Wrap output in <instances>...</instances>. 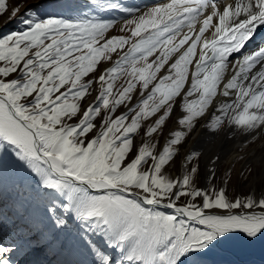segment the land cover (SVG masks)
<instances>
[{
	"label": "snow or ice",
	"instance_id": "6c2138e0",
	"mask_svg": "<svg viewBox=\"0 0 264 264\" xmlns=\"http://www.w3.org/2000/svg\"><path fill=\"white\" fill-rule=\"evenodd\" d=\"M85 16L28 17L0 36V229L10 220L19 238L0 241V264L34 251L47 264H208L237 235L256 241L264 191L230 198L215 186L220 155L181 153L201 121L213 136L264 139V46L247 50L264 0H159L125 21ZM158 133L162 150L150 143ZM174 164L178 178L166 177ZM15 165L26 175L10 178Z\"/></svg>",
	"mask_w": 264,
	"mask_h": 264
},
{
	"label": "rangeland",
	"instance_id": "374dc122",
	"mask_svg": "<svg viewBox=\"0 0 264 264\" xmlns=\"http://www.w3.org/2000/svg\"><path fill=\"white\" fill-rule=\"evenodd\" d=\"M144 1V2H143ZM149 3V0H103L102 4L93 5L89 0H5L6 11L0 15V36L6 35L10 32L16 31L24 27L21 21L28 17H36L40 20H44L50 17H59L66 20H73L75 17L81 19L87 18V15H95L103 21H125L132 18L131 14L142 10V5ZM143 4V5H144ZM140 5V6H139ZM19 7V12L15 17H12L11 13ZM138 10V11H137ZM116 30H113L110 35H119ZM118 59L117 54H112V59L109 61H101L100 67L106 69L110 66H114V61ZM117 87L124 84L123 79H119L116 82ZM91 94L86 97V103H95V97L99 93V86L94 85V90H90ZM125 109L121 107L117 114H121ZM101 121L97 120V124ZM200 125L196 127L195 131L188 138V143L181 153H186L190 147V142ZM145 126V131H146ZM173 127L171 121L168 123V128L164 130L167 135L169 129ZM178 130V129H177ZM141 139V135L135 137V143L137 145L145 142ZM165 140L164 136L159 133L156 134L150 141L151 144L157 146V150H161L162 142ZM264 140V139H263ZM262 143V142H261ZM260 143V144H261ZM257 144V142H256ZM255 143L249 145L241 151V154L236 157L232 163L221 162L218 167V175L215 178V186L224 187L227 195L230 198L245 196H259L261 191H264V177H260L263 170V166L260 163L245 162L246 154H248ZM202 153L201 149H198ZM264 153V145H259L256 156H261ZM241 157L243 159H241ZM178 164H174L164 171V175L168 178H178L177 173ZM230 174V183L224 185L223 180L228 179ZM26 175L23 169L19 165L14 166L13 176ZM198 186H201V181L197 179ZM186 202V198H182L180 203ZM0 241L6 244L19 243L17 233L13 230L11 221L6 220L5 226L0 229ZM35 253L38 256H33ZM119 253L114 256V260L118 257ZM51 259L50 255H46L41 251H34L26 258H24L23 264H26L28 260H34V264H47V261ZM187 264V262H186ZM208 264H264V234H262L256 241L249 242L242 235L233 237L227 243L218 245L208 254Z\"/></svg>",
	"mask_w": 264,
	"mask_h": 264
},
{
	"label": "bare ground",
	"instance_id": "6f19581e",
	"mask_svg": "<svg viewBox=\"0 0 264 264\" xmlns=\"http://www.w3.org/2000/svg\"><path fill=\"white\" fill-rule=\"evenodd\" d=\"M156 2H159V0H149V3L148 2H146V4L143 3L144 5L141 3V5H142V8L145 9L147 7L152 6ZM263 31H264V26H260L257 29L256 33L254 34L252 41L257 40L258 38L257 35H259V33ZM252 41H250L247 46V50L249 52L258 48V47L251 48ZM258 43H261V45L264 46V39L260 40ZM217 99H222V98L218 96ZM253 143H255L256 145L254 146V148L249 150L250 152L248 154H246L245 162L246 163H249V162L250 163L251 162L260 163L263 166V170L261 172L260 177H264V153L261 156H256L259 145H264L263 139L258 138L252 143H249L248 140H245L239 133L234 134L232 130L228 128H225L218 136H213V135H210L204 129L203 124H201L200 128L197 130L196 134L192 138L189 148H191L192 150L201 149L203 151L202 155L204 157V162H207L210 156H214L218 154L223 158L222 162L225 161L226 163H232V161L236 157H238L239 154H241V151L244 148L248 147L249 145ZM180 171L182 173L183 169L181 168ZM115 252L116 251L113 250L111 253L113 257L115 256ZM33 261L28 260L26 264H34L35 261L34 263Z\"/></svg>",
	"mask_w": 264,
	"mask_h": 264
},
{
	"label": "water",
	"instance_id": "95a60500",
	"mask_svg": "<svg viewBox=\"0 0 264 264\" xmlns=\"http://www.w3.org/2000/svg\"><path fill=\"white\" fill-rule=\"evenodd\" d=\"M166 143V139L162 142V146L164 145ZM161 150H162V147H161ZM192 149L191 148H189V150L187 151V152H189V151H191Z\"/></svg>",
	"mask_w": 264,
	"mask_h": 264
}]
</instances>
